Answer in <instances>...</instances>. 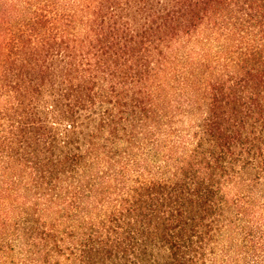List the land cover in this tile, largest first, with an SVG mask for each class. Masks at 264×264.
I'll return each mask as SVG.
<instances>
[{
    "label": "trees",
    "instance_id": "trees-1",
    "mask_svg": "<svg viewBox=\"0 0 264 264\" xmlns=\"http://www.w3.org/2000/svg\"><path fill=\"white\" fill-rule=\"evenodd\" d=\"M0 264H264V0H0Z\"/></svg>",
    "mask_w": 264,
    "mask_h": 264
}]
</instances>
